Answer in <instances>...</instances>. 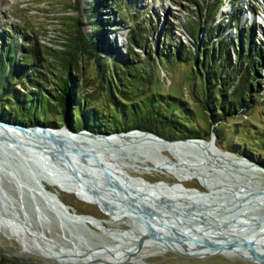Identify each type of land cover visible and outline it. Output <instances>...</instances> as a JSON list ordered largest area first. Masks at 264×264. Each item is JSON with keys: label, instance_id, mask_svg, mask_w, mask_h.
<instances>
[{"label": "rangeland", "instance_id": "374dc122", "mask_svg": "<svg viewBox=\"0 0 264 264\" xmlns=\"http://www.w3.org/2000/svg\"><path fill=\"white\" fill-rule=\"evenodd\" d=\"M95 1L81 0V15L86 22L83 28L85 35L88 38L103 36L104 42L109 47L124 52L127 32L125 25L131 21L121 17V13L131 16L130 20L142 24L146 31V39L143 42L146 50L148 48L153 49L156 44L160 49L166 48L167 45L169 46L170 43L178 40L188 43L190 41L188 29L190 30L194 24L201 26L197 24V11L204 8L213 9L219 0H131L124 11L120 7L114 8L112 6L113 3L117 4V0H100L102 6L99 14L105 19L106 25L99 32H96L94 25L91 24L94 19L90 18L89 13L85 10ZM116 4L115 6H117ZM92 10L98 11V6L93 4ZM235 10L241 12L240 20L237 24L235 23L236 25L230 23L227 26L224 34L226 33L228 39L234 40L237 44L239 36L242 37L253 30L254 41L264 46V0H222L221 6L214 11V19L219 21L221 18L234 14ZM211 17L210 14L206 16L202 24L209 23ZM75 18H79V16L70 5L69 0H0V44L5 45L6 41L9 40H17L20 44L22 38L20 36L25 30L30 36L36 37L41 44L58 48L66 42ZM198 33L200 37L205 36L204 30H200ZM138 52L144 56L142 50H138ZM103 57L107 59V54H104ZM47 62H50V59ZM162 65L163 67L158 66V71L162 77L160 90L175 96L182 95L193 111H191L192 123L201 128L206 126L207 122L192 101V87L188 84L185 85L188 83L189 65L177 61H164ZM49 68L54 71L55 75L48 71V81L45 86L48 89L56 86L57 77L60 75L55 64ZM40 69L41 72L44 71V67ZM45 71L47 70L45 69ZM87 75L90 77L94 75L91 68H88L87 72L83 74L84 80L88 83L91 82L92 78L85 79ZM258 80L261 82L259 83L260 90L253 106L245 107L238 114L227 117L219 123L217 130L221 131V135L217 136L216 133L212 132L208 138L204 139L209 140L215 136L216 150L237 159L250 160L246 163L247 168H243L242 171L233 167L231 171L236 175V179L234 177L233 179L247 182L259 181L258 187L263 188L264 173L248 168L252 166L260 168L261 166L257 162L259 159L258 152L252 150L253 148L256 149V146L246 149H241L238 146V140L243 130L246 129L244 125H248V128L251 129L253 125L259 126L260 129L264 127V97L261 98L264 87L263 72ZM28 88L30 89L26 83L23 91H27ZM92 88L89 86L86 92L89 93ZM49 118L57 121L55 115L49 116ZM164 154L173 158L172 154L166 151ZM110 164L114 166L112 161ZM125 170L132 176L141 175L151 182L164 181L170 188L168 190L166 187H159L155 188L156 191L184 192L187 196L192 194L200 196L202 193L210 199L220 198L208 191L205 184L198 179L178 181L172 174L160 169H148L143 173H141V169H138L141 174L131 168ZM216 171L217 176L214 179L224 178V181L233 183L228 180L230 176L225 170L216 168ZM211 179L214 181L213 178H209L207 182L212 183ZM173 184L179 185L173 186ZM42 185L48 191L56 190L58 199L60 202L64 201L62 204L68 206L67 209L71 214L93 217L95 221L106 223L97 227L79 220H71V218L65 217L62 213L51 208L50 204L41 196L30 197L26 192L19 191L6 175L0 174V190L4 192H2L3 195L0 194V264H65L64 261L67 260H79L84 264H264V250H260L255 244L246 242H222L221 245L230 252L228 256L204 249L187 253L192 255L185 256L181 252L168 250V246L162 248L161 243L157 239L150 238V235L140 236L136 239L123 235L121 238L120 235L118 236L116 228L127 233H143L145 227H136L138 225L133 222L126 224L125 220L132 219V216L125 214L119 206H104L92 200H81L74 193L63 191L58 186L49 185L46 182H42ZM223 196L226 197L227 195L223 194ZM241 197L240 194L238 198L241 199ZM173 199L154 203L155 206L159 207H171V203L179 200L175 197ZM212 202H214L213 204L215 202L220 204L218 200ZM183 203L194 205L197 208L187 211V214L192 215L191 217L195 215L194 221L181 219L180 222H169L171 226L167 225L168 228H165L164 224L168 222L164 223L160 220L163 230L168 233L170 230L173 232L176 230L181 235L189 232L193 236L198 235L200 230L206 227L212 229L211 232L221 233H226L225 230L232 227L219 222L217 220L219 216H216L218 215L217 212L216 215L213 214L219 207L215 208L216 206L213 205L206 207L195 200L180 199V204L183 205ZM224 207L227 208V211L232 208V206L227 205ZM167 209L168 207L161 212L165 217L171 210ZM176 209L183 211L185 208L182 209L178 206ZM204 211H207L208 214L203 213ZM249 212H253L247 213L249 215H264V202L249 209ZM153 213L157 214L156 211ZM203 215L211 220L207 226L200 221ZM150 222L154 221L150 220ZM156 223L158 222H154L153 225ZM238 226H242V224H238ZM248 226L244 224V227ZM107 228L116 230L114 234H111L106 231ZM136 228H139L138 231ZM154 228L153 226L152 229ZM139 243L142 245L139 246ZM127 248L133 250V260L123 257L118 261H109L108 257L123 252L122 250ZM237 251L239 253H232ZM3 257L18 263H11L7 259H2Z\"/></svg>", "mask_w": 264, "mask_h": 264}, {"label": "trees", "instance_id": "16d2710c", "mask_svg": "<svg viewBox=\"0 0 264 264\" xmlns=\"http://www.w3.org/2000/svg\"><path fill=\"white\" fill-rule=\"evenodd\" d=\"M130 1L117 0L112 6L124 11ZM69 3L79 18L74 19L67 40L60 47L43 45L25 30L20 44L17 40L0 44V119L24 126L68 125L74 131L87 129L95 133L140 129L169 140L208 138L212 132L221 135L217 125L227 117L255 103L261 83L258 79L264 74V46L254 41L253 30L239 36L237 44L228 39L224 31L230 23L239 22L241 12L235 10L216 21L213 14L222 0L213 9L197 11V24L201 26L194 24L188 29V43L178 40L160 49L156 44L146 50L142 24L121 13V17L131 21L125 25L124 52L109 47L103 36L88 38L83 30L86 22L81 15V0ZM93 4L98 11L92 10ZM101 6L100 0H96L85 9L94 19L91 24L96 32L106 25L99 14ZM209 14L210 22L202 24ZM200 30L205 31L204 37L199 36ZM164 61L189 65L185 85L192 87V101L206 126L201 128L192 123L193 111L182 95L160 90L162 77L158 66L163 67ZM54 64L60 75L56 86L48 89L45 87L48 71L55 75L49 68ZM88 68L94 75L86 76L87 80L92 78L87 83L83 74ZM26 83L30 89L23 91ZM89 86L93 88L87 93ZM261 93L263 98L264 87ZM52 115L57 121L49 118ZM244 127L238 146L241 149L256 146L252 150L258 152L257 162L264 167V127L253 125V130L248 125Z\"/></svg>", "mask_w": 264, "mask_h": 264}, {"label": "bare ground", "instance_id": "6f19581e", "mask_svg": "<svg viewBox=\"0 0 264 264\" xmlns=\"http://www.w3.org/2000/svg\"><path fill=\"white\" fill-rule=\"evenodd\" d=\"M12 134L15 136V138L22 137L19 133L11 132V134H10V133L5 132L4 129H0V137L3 140H4V138L7 137V135L12 136ZM52 136L57 138L59 140L57 142H59V144L62 146H66L67 144L72 146L73 143L71 142V140H76L77 142L83 144L82 147L86 148V150L83 151V152H85L84 154H82L83 157L87 158V157H89L90 154H94V155H98L100 158H102V161H104L105 163H107L109 165H111L110 161H112L113 164L116 162L122 168H125V169L129 168V167L123 166L120 161L118 162V160L114 161V159H111L109 157L110 155L108 154V152H105V150H104L107 147L110 148V149L107 148L109 151H111L112 149H116V148L120 149L121 146H123L125 148V146H124L125 142H123V140H119L118 138H115V137H112L109 140L103 139V138L85 139L81 135L73 136L70 133L66 132L65 130H58V131H56V133H53ZM70 136H73V138H71ZM129 137L136 138V140L141 139V138H139L140 135H137V134H131V135H129ZM144 139H146V138H144ZM148 139H150V138H148ZM151 140L155 141L153 139H150V141ZM53 143H56V142H53ZM20 144H23V143H19V145ZM211 146L212 145L205 140H201V141H197V142H178V143H175L172 145L171 144H162V147H163L162 152L163 153H164V151H166L170 154L171 153L174 154L178 149H181V148H185V150H187V149H196V147H197V149L199 150V152L196 153L194 156L187 158V161L184 164L176 165V166H173L172 163H170L168 160H166L162 156L161 157L155 156L153 159H151V158L145 159V157L138 156V158L143 159L144 162H147L151 165H156L158 167V169L165 170L169 174H172L178 181L184 182V181H189V180L192 181V179H198L205 184V187L208 191H210L211 193L220 197L219 199H210L209 197H207V195H204L202 193H200L201 194L200 196L198 194H192V195L187 196L184 192L156 191L155 188L163 187L161 183H155V185H152L150 187L151 189L149 190V192H152V193L160 192V194H162V196H170V197L173 196L175 198H179L182 200H187V199L195 200L196 202H199L202 205H205L206 207L211 206V205L216 206L215 208L219 207V209L217 211H215V213L213 212V214H215V215H216V212L218 213V215H216V216L217 217L219 216V218L218 219L216 217L215 218L219 222L223 223V225H230L232 227H230L228 230H225L226 233L211 232L212 229L210 230L206 227L210 218L208 219V218H206L207 217L206 215H203V217L200 218V221L202 223L206 224V226H205L206 228L200 230V233L202 232L201 234L200 233H198V235L192 234L193 236L196 237V238H194L195 243H193L192 241L189 242L187 240V237L191 236V234L189 232H187V233L185 232L186 234L182 233V235H181L180 233H178L174 229H173L174 232L170 230L169 233L167 231L163 230L161 221L164 223L170 222V221H168L167 218L161 212L165 208L168 207V209H171L170 211L174 210L173 213H176L175 212L176 210L173 209L172 207L155 206L154 202H150V200H146V198L145 199L139 198L138 200H131L130 199L127 202H120V203L113 202V201H107V200L103 199V197L97 192V190H94V189L88 190L87 188L81 186L82 184H81V182H79L80 181L79 179H77L76 181H73L72 179H63V178L59 177L58 175L50 174V173L48 176L50 178H53L52 180L51 179L48 180L47 178H46L47 180L39 179L41 175L35 176L33 178L37 181L39 180L38 182L40 183L41 187H43L42 182H46L49 185L60 187L63 191L74 193L81 200H92V201H95L96 203L102 204L104 206H119L125 214L132 216V219H126L125 220L126 224L133 222L136 225H138L137 220H136L137 217L135 216V214L138 215L139 217H142V218H140L141 219L140 223L142 225H138L136 227H143V228L145 227L144 228L145 231L143 233H141V232L140 233H127L125 231H121L120 229L116 228L117 232H118V236L120 235L119 237H121V238H123V235H126L128 237L131 236V237H133V239L140 238V236L150 235L151 236L150 238L157 239L158 242L161 243L162 248L168 246V250H173V251H177V252H181V253H185V254L204 249V250L211 251L213 253H218L221 255L228 256V254L230 252H228L227 249L221 245V243L222 242H231V241H233V242H246V243H250L253 245L255 244L256 246H258V248L260 250H264V215H256V214L255 215H249V214H247L249 212H245L244 211L245 207H243L245 205L248 206L251 204L253 206H256V205H260L261 202H264V191H262V190H264V187L263 188L258 187V185L260 183L259 181L247 182V181L235 180L236 175H234L231 171V170H233V167H236L239 171H242L243 168H247L246 163H248L250 160L248 161V159H237V158L231 157L229 154L218 151V150L212 148ZM18 147H16V149L21 150V148H18ZM53 149L54 148L49 146V150H53ZM82 149H84V148H82ZM72 150L76 152L75 148ZM77 151H79V150H77ZM77 153H79V152H77ZM124 154H125V152H124ZM74 155H79V154H74ZM36 157H37V159H39L38 160L39 162L46 161V159H43L42 157H38V156H36ZM87 159H89V158H87ZM71 162H73V164H75L74 159ZM137 162H139V161H137ZM54 164L58 165V163H56V162ZM62 166H58V167L60 168ZM216 168L225 170V172H227L228 176H230V179H228V180L232 181L233 183L224 181V178L223 179H220V178L214 179L217 176L216 175V173H217ZM248 168L249 169L251 168L252 171L258 170V171L264 173V170L261 168H256L254 166L248 167ZM136 172H138V171H136ZM43 173H45V172L43 171ZM138 173H140V172H138ZM141 173H143V171ZM78 176H80L79 178H81L83 180V181L81 180L83 185L87 181V179L89 180V178H90V176L88 177V174L81 172V171H80V174ZM233 177L235 179H233ZM209 178H213L214 181H212V179H211L212 183H208L207 179H209ZM34 182H36V181H34ZM166 189L169 190L170 188L166 187ZM187 190L190 191V189H187ZM50 192H47V193L44 192L45 197H41V198L43 200H46V202L48 201L52 207L59 210L60 213H62L65 217L71 218V220L72 219L79 220V221H82V222H85V223H88V224H91V225L97 226V227L102 226L103 224L106 223V222L104 223V222H100V221H95V220H93V217H84L83 215L71 214L67 209L68 206L67 207L64 206V204H62V201L60 202V200L58 199L56 190L52 191V193H50ZM223 194H226L227 196L224 197ZM240 194L242 195L241 199L238 198V196ZM201 196H203V197H201ZM188 197H190V198H188ZM213 200L220 201V204L219 203L216 204V202H215V204H213L214 203V202H212ZM229 202H230V204H229ZM241 203H243V204H241ZM183 204H185V203H183ZM185 205H187V204H185ZM188 205L190 206V204H188ZM225 205L232 206V208L227 211V208L224 207ZM233 207H235V208H233ZM187 208H185L184 210L185 211H188V210L191 211L196 207L194 205H192V207H187ZM153 211L154 212L156 211L157 214H154ZM222 211H224V212L222 213ZM203 213L208 214L207 211H204ZM176 214H178V213H176ZM140 215H143V216H140ZM154 215L159 217V219L155 218ZM228 218L231 221L227 222ZM150 220H153L154 222L157 221L158 223L153 225L154 222H150ZM179 220L181 221V218H178V222H180ZM171 222L176 223L177 220L171 221ZM107 223H111V222H107ZM238 224H242V226H238ZM244 224L245 225L247 224V226L248 225L249 226L244 227ZM164 225L166 226V227L164 226L165 228H168L167 223H165ZM235 225H237V227H235ZM153 226L155 227L154 229H152ZM116 229L107 228L106 231L111 233V234H114ZM138 229H137V231H138ZM115 235H117V234H115ZM184 236H187V237H184ZM122 251L123 252H119L118 254H116L114 256L108 257L109 261H118V260L122 259L123 257H128L127 258L128 260H133L132 259L133 250L127 248V249H123ZM232 253H239V252L237 251V252H232ZM64 263L65 264H84V263L80 262L79 260H67V261H64Z\"/></svg>", "mask_w": 264, "mask_h": 264}, {"label": "water", "instance_id": "95a60500", "mask_svg": "<svg viewBox=\"0 0 264 264\" xmlns=\"http://www.w3.org/2000/svg\"><path fill=\"white\" fill-rule=\"evenodd\" d=\"M0 129H4L5 132L10 134L11 132L19 133L22 136L20 138H15L13 134L12 136L7 135L4 140L0 137V174L6 175L7 178L10 179V181L16 186L19 191L26 192L30 197H33L34 195L45 197V193L50 192L44 189V187L40 186V183L38 182L39 180L37 181L33 178L35 176L41 175L39 179L52 180L53 178H50L48 176L50 173L58 175L63 179H72L73 181L79 179V182H81L82 184L81 186L87 188L88 190H97V192L103 197V199L107 201L120 203L127 202L130 199L138 200L139 198H146V200H150V202L174 200L173 196H162L160 192H149V190L151 189L150 187L152 185H155V183H161L163 187H169L164 181L151 182L146 180L141 175L132 176L125 170V168L122 169L121 167H119L118 163L115 162L113 168L112 165H109L102 161V158H100L98 155L90 154L89 157H87L89 159H87L82 155L85 153L83 151L86 150V148L82 147L83 144L77 142L76 140H71V142L73 143L72 146L68 144L66 146L60 145L59 142H57L59 140L52 136V134L56 133V131L58 130H65L73 136L81 135L85 139L103 138L109 140L110 138L115 137L119 140H123V142H125V148L123 146H121L120 149H117L115 147L116 149H112L111 151L108 150L110 149L109 147H107L108 149H103L105 150V152H108L111 159H114V161L118 160V162L120 161L123 166L129 167L134 171H138V169H141L142 171L148 169L158 170V167L156 165H144V160L139 159L138 156L145 157V159H153L155 156H162L170 163H172L173 166H176L184 164L187 161V158H190L199 152L197 147L196 149L187 150H185V148H181L178 149L174 154L171 153L173 156V158H171L162 152V144L172 145L178 142H197L205 140L212 145V148L216 149L214 142L215 136H212L209 140H206L204 138L169 140L167 138L159 136L152 131H145L140 129H132L120 132L95 133L87 129L74 131L68 125H62L58 128H52L48 126H24L8 122L4 119H0ZM131 134L140 135L139 138L141 139L136 140V138L129 137V135ZM73 136L70 137L73 138ZM148 138L153 139L156 142L152 140L150 141V139ZM19 143L23 144L19 145ZM49 146L54 149L49 150ZM16 147L21 148V150L16 149ZM74 148L76 152L72 150ZM36 156L42 157L43 159H46V161L39 162V159H37ZM72 158L75 160V164L71 162L73 160ZM137 161H139L140 163H137ZM55 162L58 163V165L54 164ZM58 166L62 167L59 168ZM260 168L264 170V167L260 166ZM43 171L45 173H43ZM80 171L88 174V177L90 176L89 180L87 179V183L85 182L84 185L82 183L83 180L79 178L80 176H78L80 174ZM174 185L179 184H173V186ZM2 192L3 191L0 190L1 195H3ZM50 193H52V191ZM181 204L180 199L175 200L173 203H171V207L176 211H178V209H176V207L178 206L182 209L192 207V205L189 206ZM50 207L57 210L51 205ZM243 207H245V212H249V209H252L254 206L251 204L248 206L245 205ZM57 211L60 212L59 210ZM173 211L174 210L169 211L167 213L168 216H166L167 220L170 222L175 220L178 221V218L194 221L193 217H195V215L191 217L192 215L187 214V211H178L179 215L173 213ZM135 216L137 217V224L142 225L140 223V218L142 217H139L136 214ZM155 218L159 219V217L157 216ZM228 221L231 220L228 218L227 222ZM168 223L167 225L170 226V223ZM194 238L196 237L188 236L187 240L189 242L192 241L193 243H195ZM138 245L141 246L142 244L139 243ZM182 255L191 256L192 254L182 253Z\"/></svg>", "mask_w": 264, "mask_h": 264}]
</instances>
